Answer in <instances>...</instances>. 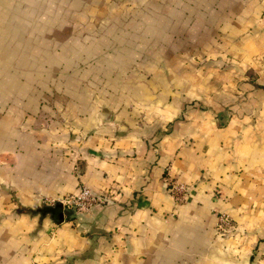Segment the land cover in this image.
<instances>
[{
    "label": "crops",
    "instance_id": "1",
    "mask_svg": "<svg viewBox=\"0 0 264 264\" xmlns=\"http://www.w3.org/2000/svg\"><path fill=\"white\" fill-rule=\"evenodd\" d=\"M0 264H264V0H0Z\"/></svg>",
    "mask_w": 264,
    "mask_h": 264
},
{
    "label": "built area",
    "instance_id": "2",
    "mask_svg": "<svg viewBox=\"0 0 264 264\" xmlns=\"http://www.w3.org/2000/svg\"><path fill=\"white\" fill-rule=\"evenodd\" d=\"M170 166L167 167V174L164 177V180L167 184V191L173 197L176 203H180L185 200L187 193V186L184 183L172 179L168 174ZM111 196L108 192L103 193H94L87 186H81L79 191L76 194L69 195L64 197L61 200L56 199H47L45 204L48 206H54L57 202H61L63 207H70L73 209V213L78 215L90 211L92 207L99 204H104L108 202ZM232 218L228 214L221 213L218 216L217 231L224 234L231 227Z\"/></svg>",
    "mask_w": 264,
    "mask_h": 264
},
{
    "label": "water",
    "instance_id": "3",
    "mask_svg": "<svg viewBox=\"0 0 264 264\" xmlns=\"http://www.w3.org/2000/svg\"><path fill=\"white\" fill-rule=\"evenodd\" d=\"M42 214H50L57 223L63 221V205L57 202L54 206H44L39 209Z\"/></svg>",
    "mask_w": 264,
    "mask_h": 264
},
{
    "label": "rangeland",
    "instance_id": "4",
    "mask_svg": "<svg viewBox=\"0 0 264 264\" xmlns=\"http://www.w3.org/2000/svg\"><path fill=\"white\" fill-rule=\"evenodd\" d=\"M52 199V198H51ZM43 205L45 206L46 204L45 203H43ZM230 228L228 229V231L227 232H225L224 234H226V233H228L231 229H232V226H233V224L232 223H230Z\"/></svg>",
    "mask_w": 264,
    "mask_h": 264
}]
</instances>
